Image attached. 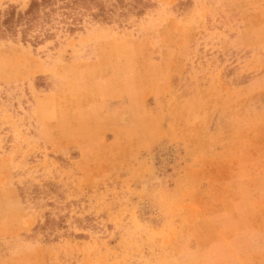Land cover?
I'll return each mask as SVG.
<instances>
[{"label":"rangeland","instance_id":"rangeland-1","mask_svg":"<svg viewBox=\"0 0 264 264\" xmlns=\"http://www.w3.org/2000/svg\"><path fill=\"white\" fill-rule=\"evenodd\" d=\"M35 16L0 36V264H264V0Z\"/></svg>","mask_w":264,"mask_h":264},{"label":"trees","instance_id":"trees-1","mask_svg":"<svg viewBox=\"0 0 264 264\" xmlns=\"http://www.w3.org/2000/svg\"><path fill=\"white\" fill-rule=\"evenodd\" d=\"M49 1L32 0L28 9L24 12H16L13 7L0 11V36L17 34L19 31L23 35L26 34L36 18L35 10L39 8L41 3Z\"/></svg>","mask_w":264,"mask_h":264}]
</instances>
